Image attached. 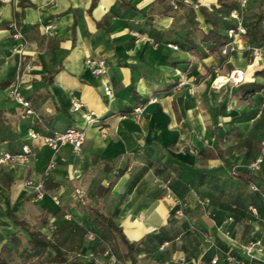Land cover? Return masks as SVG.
Returning <instances> with one entry per match:
<instances>
[{
    "label": "crops",
    "instance_id": "crops-1",
    "mask_svg": "<svg viewBox=\"0 0 264 264\" xmlns=\"http://www.w3.org/2000/svg\"><path fill=\"white\" fill-rule=\"evenodd\" d=\"M257 4L247 0L244 24ZM235 5L0 0V153L19 152L25 144L31 149L25 159L0 168L5 264H30L55 253L50 247L30 250L20 221L48 237H69L66 244L77 226L86 230L87 242L88 231L100 240L104 228L93 222L92 207L138 243L137 264H237L227 255L247 259L245 242L260 238L264 246V44L251 58L244 35L228 37L234 47L222 54L223 45L213 49L204 39L212 24L199 10L220 16L219 33L226 35L235 26ZM13 22L19 40L12 37ZM19 43L24 61L12 52ZM87 57L103 59L105 71L93 74ZM233 68L244 70V80L215 88V71ZM14 80L35 115L22 117V107L8 95ZM75 100L81 110L72 108ZM84 111L95 112L97 120L86 123ZM71 127L85 132L79 153L68 144L53 152L27 135L30 129ZM246 169L255 170L257 190L241 176ZM26 179L42 180L43 198H34ZM108 251L103 247V254ZM259 255L264 259V252Z\"/></svg>",
    "mask_w": 264,
    "mask_h": 264
},
{
    "label": "built area",
    "instance_id": "built-area-1",
    "mask_svg": "<svg viewBox=\"0 0 264 264\" xmlns=\"http://www.w3.org/2000/svg\"><path fill=\"white\" fill-rule=\"evenodd\" d=\"M2 1H8V0H2ZM246 4H247V0H236V5L230 11V16L235 20V26L227 29V36L232 39L235 38L236 36H242L245 34V25L243 23L241 12L245 9ZM11 27L14 30L12 37L17 40L21 39L22 35L18 30L16 23L13 22L11 24ZM167 46L173 49H178V45L174 43H167ZM233 47H234L233 43L227 42L220 48V52L222 54H226L229 50H232ZM247 48H249L250 50L251 58H256L261 54L260 46L252 45V46H248ZM12 52L18 54L20 61L25 60L26 57L21 43L14 45L12 48ZM85 62L91 67V71L93 74H101L105 71V61L103 59H94L91 57H87L85 59ZM215 72L216 74L212 82L215 88H220L224 85H237L244 80L243 69L233 68L228 70L224 74L217 73V71ZM104 91L110 93V88L108 86H105ZM192 91L193 90L191 89V92ZM7 92L8 95L12 97L22 107V112H21L22 117L26 114L35 115V112L31 107L29 100L25 96H23L19 91L17 80H14L9 83V85L7 86ZM152 100H155V98H153ZM81 107L82 104L80 102L76 100L72 102L73 109L81 110ZM135 111L139 112L140 108L137 107ZM82 116L86 123L95 122L98 118L95 112L93 111H84L82 112ZM27 135L32 139H37V138L40 139L42 143L48 146L53 152H57L61 147L68 144L71 146L74 153H79L85 139V132L83 131V129L78 127L67 128L64 131L46 129L44 132L35 129H30L28 130ZM30 151H31L30 147L25 144L21 147V150L19 152H9V151L1 152L0 168L9 162H15L20 159H25V156L28 153H30ZM51 166L52 163L49 165V167ZM44 174L45 175L47 174V170L44 172ZM23 183L25 186L32 188V190L34 191L35 199L43 198L45 194V189L42 180L33 181L31 179H26ZM249 187L252 190L258 189L256 184L254 183H251ZM74 195L77 198H80L83 196V192L80 188H75ZM53 199L56 204L59 203L58 198L53 197ZM249 209L254 215H258V210L255 206H250ZM176 212L180 213V210H177ZM261 219L264 221V217H262ZM231 220L232 218L229 217L228 221ZM226 233L228 234V231H226ZM86 235L87 238H90L93 237L95 234L91 231H88ZM242 249L247 259L239 260L232 255H227V260L237 264H264V259L261 258L259 255L262 252H264V246L260 238H254L252 240L245 242L242 245ZM109 258L110 261L114 262L115 259L113 255H110ZM216 260L217 258L214 257L211 261L212 263H215Z\"/></svg>",
    "mask_w": 264,
    "mask_h": 264
},
{
    "label": "trees",
    "instance_id": "trees-1",
    "mask_svg": "<svg viewBox=\"0 0 264 264\" xmlns=\"http://www.w3.org/2000/svg\"><path fill=\"white\" fill-rule=\"evenodd\" d=\"M257 2L258 4L256 11L254 12L253 19L244 24V36L249 43H252L251 45L262 46L264 44V0H257ZM199 10L204 16L205 21L212 24V28L203 37L205 40L213 43V49H218L219 47H221V45H224L226 43L228 38L227 34L222 35L219 33V28L222 25L220 16L207 11L203 6H199ZM254 171V169H246L244 175H241L243 179L249 182L248 185L253 183L255 179ZM88 209L92 215L93 222L99 227L104 228V232L103 234L101 233L100 238L105 239L110 234H115L124 247L123 257L130 260L131 264H137L136 254L138 243L130 242L124 235L122 228L118 226L109 216L103 215L99 212L98 209H95L93 207ZM20 225L24 230L27 231L29 235L28 246L30 250L50 247L55 251L54 255L51 258L44 260L42 258H38L36 262H32L30 264H104L96 262L93 258H89V260H83L79 258L75 253L72 256L69 254V250L73 249V247L77 249L80 243L78 236H81V234L86 232V230L82 226H77L75 228V235L70 237L69 243L66 244V241L69 239V237L67 238V236L65 235L48 237L45 233H42L34 227H30L23 221H20ZM5 252L6 249L4 248L0 251V264H5V260L3 258Z\"/></svg>",
    "mask_w": 264,
    "mask_h": 264
},
{
    "label": "rangeland",
    "instance_id": "rangeland-1",
    "mask_svg": "<svg viewBox=\"0 0 264 264\" xmlns=\"http://www.w3.org/2000/svg\"><path fill=\"white\" fill-rule=\"evenodd\" d=\"M246 14H247L246 11H244L243 15H241L242 18L247 17ZM212 82H213V79H212ZM81 188L82 187H80V189ZM78 239H79L80 243L76 249V255L79 258H81L83 260H89V258H93L96 262H102L104 264L107 261L109 264H122L121 256L124 252V247L122 246L118 237L115 234H110L105 239H100V240L97 239V236L95 234L93 237L88 238L87 239L88 242H87L85 240V234L83 233V234H81V236H78ZM83 243L86 244L85 247H82ZM105 246H107L109 248V251L106 254H103V247H105ZM93 249L95 251L91 255ZM70 251H72V250H70ZM110 255H113V257L115 259L114 262L110 261V258H109Z\"/></svg>",
    "mask_w": 264,
    "mask_h": 264
}]
</instances>
